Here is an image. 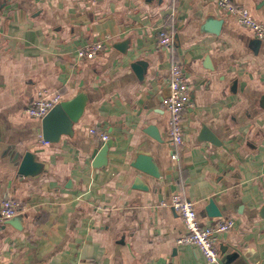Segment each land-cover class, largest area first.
Returning <instances> with one entry per match:
<instances>
[{"label":"crops","instance_id":"crops-1","mask_svg":"<svg viewBox=\"0 0 264 264\" xmlns=\"http://www.w3.org/2000/svg\"><path fill=\"white\" fill-rule=\"evenodd\" d=\"M231 1L264 24V0ZM217 2L0 0V203L25 206L21 230L0 227V264H209L177 244L187 232L170 206L175 194L194 204L202 226L234 220L216 234L218 264H264V42ZM209 19L223 21L218 34L205 29ZM161 31L172 35L169 49L159 47ZM95 42L103 48L93 59L78 57ZM137 61L147 63L142 78ZM174 63L192 105L184 144L173 147L166 100ZM40 91L61 101L85 94L73 136L41 143L40 121L25 113ZM102 135L112 146L94 168ZM26 151L43 167L38 176L17 174ZM138 156L158 174L143 176L145 191L132 187ZM210 199L221 217L207 215Z\"/></svg>","mask_w":264,"mask_h":264},{"label":"built area","instance_id":"built-area-1","mask_svg":"<svg viewBox=\"0 0 264 264\" xmlns=\"http://www.w3.org/2000/svg\"><path fill=\"white\" fill-rule=\"evenodd\" d=\"M218 7L242 27L250 30L256 39L264 42V24L256 21L244 9L233 4L231 0H218ZM159 47L169 49L172 46V35L166 31L159 32ZM102 43L95 42L79 49L78 57L91 60L98 52L102 51ZM188 85L182 65L174 63L170 68L169 96L166 100L168 118V137L171 146H182L184 144L183 117L185 111L191 107ZM61 102L59 94H51L47 91L38 92L36 100L26 108V115L41 121L48 112ZM94 133V130L90 131ZM101 140L106 141L108 137L102 135ZM41 143L46 145L48 142L41 139ZM177 154L173 158L177 159ZM170 206L180 216L185 228L186 235L177 240L178 245L192 246L200 251L207 263H219V251L216 242V234L224 233L234 226V220L220 219L214 224L202 226L198 222L194 204L181 195L175 194L171 199ZM25 206L17 200L7 199L0 203V227L15 216L21 214Z\"/></svg>","mask_w":264,"mask_h":264},{"label":"water","instance_id":"water-1","mask_svg":"<svg viewBox=\"0 0 264 264\" xmlns=\"http://www.w3.org/2000/svg\"><path fill=\"white\" fill-rule=\"evenodd\" d=\"M101 1V0H97ZM223 21L217 19H209L205 24V29L213 34H218ZM259 41V40H258ZM132 68L136 71L137 75L142 78V73L145 68H147V63L144 61H137L132 64ZM87 104V97L83 93H78L72 99L61 101L55 105L48 114L43 117L40 121L39 135L42 137L43 141L50 144H57L61 141L62 137L73 136V126L78 123L83 115ZM202 137L205 140L211 142L212 144L217 143L216 137L210 133L208 130L203 129L201 132ZM112 143L110 141L103 142L100 144L92 154L93 167L101 168L107 164L108 151ZM19 158L17 163V174L23 177H35L38 176L43 167L37 160L36 154L30 151H26L22 155H17ZM133 167L137 170V176L134 179L133 188L138 190H147V186L142 184L141 179L143 176L149 175L154 178H158V174L155 169L151 166L149 160L145 157L138 156L133 164ZM206 213L211 218L221 217V212L216 206L215 202L210 199L205 208ZM259 216L264 219V206L261 207L259 211ZM22 216H16L6 223L15 226L17 229L21 230L20 222ZM227 246H220V252L224 255L227 252ZM239 256V252L235 251L232 257ZM222 261H225L223 259Z\"/></svg>","mask_w":264,"mask_h":264}]
</instances>
